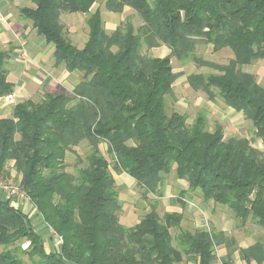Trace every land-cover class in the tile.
Listing matches in <instances>:
<instances>
[{"label": "trees", "instance_id": "obj_1", "mask_svg": "<svg viewBox=\"0 0 264 264\" xmlns=\"http://www.w3.org/2000/svg\"><path fill=\"white\" fill-rule=\"evenodd\" d=\"M33 2L35 8H21L20 16L54 46L56 65L83 77L71 95L46 93L39 103L24 101L11 117H0V176L9 175L14 162L31 203L64 243L60 253L47 250L19 205L0 199V264H210L217 247H234L215 230H179L175 238L171 230L180 228L182 216L161 217L156 208L136 225H123L114 172L147 192L175 172L204 201L227 207L239 226L252 220L264 231V150L247 138L226 139L220 124L211 131L205 111L192 124L186 115L166 111V97L183 75L172 59L193 62L217 73L189 75L191 89L243 113L264 143V86L242 69L264 61V0ZM97 3L112 13L130 8L142 24L136 28L128 20L108 35L100 10H91ZM63 12L88 15L82 49L67 38ZM200 45L228 49L233 58L227 64L205 60L197 54ZM145 46H165L170 54L145 55ZM10 58V50L0 49V99L13 93ZM84 143L85 159L75 150ZM102 143L114 158L112 168ZM69 153L83 164L76 175L66 171ZM261 237L243 251L247 263H264ZM18 241L28 248L9 249Z\"/></svg>", "mask_w": 264, "mask_h": 264}, {"label": "crops", "instance_id": "obj_2", "mask_svg": "<svg viewBox=\"0 0 264 264\" xmlns=\"http://www.w3.org/2000/svg\"><path fill=\"white\" fill-rule=\"evenodd\" d=\"M97 4L93 5L92 12L98 10L93 11ZM21 8L34 9L35 4L33 0H0V49L10 50L11 52L7 69L9 72L8 79L14 85L13 93L11 94L13 100H8L7 97L10 95L0 99L1 118L11 117L17 104L34 99L39 92L58 94L60 88H66L65 82L73 74L67 71L65 65H56L54 46L49 44L44 36L36 33L30 21L24 20L20 16L19 10ZM131 11L132 9L126 8L121 14L112 13L104 6V9L100 10V12L107 34L111 35L123 23L124 15ZM73 14L79 13H70L69 15L68 12H63L61 21L64 19L68 20V17L78 18V16H81ZM106 19H110L113 23L107 26ZM18 35L19 37L22 36L23 39H19ZM167 51V54L160 58L167 57L170 54V50L167 48ZM24 53L27 58L24 57ZM245 67L248 66L243 68ZM243 71L250 73L244 69ZM79 83L80 81L74 84L72 92ZM213 108L214 106L209 108V110L214 111ZM230 109L235 111L232 108ZM11 167H14V162H11ZM170 176L171 178L166 179L157 191L147 192L129 175L117 174L115 177L116 188L123 205V211L120 216L121 223L127 227H132L152 208H156L161 217L166 214H179L182 216L180 230L191 232L199 229L215 230L223 232L226 237L234 240L235 245L231 250L225 245L217 247V258L210 264H224L229 259H231V264H257L255 261L247 263L243 251L256 243L263 233L262 228L254 224L252 220H249L245 225L239 226L232 212L227 207L204 201L199 192L189 190L186 181L179 180L176 174ZM181 197L188 198L194 202L196 204L195 207L182 202L180 200ZM25 213L33 221L34 212L25 211ZM37 220L35 221L37 222ZM42 223L40 220L36 224L40 226L41 229L39 230L32 222L34 229L42 237L46 245L45 231L49 229ZM51 238L53 239V236Z\"/></svg>", "mask_w": 264, "mask_h": 264}, {"label": "rangeland", "instance_id": "obj_3", "mask_svg": "<svg viewBox=\"0 0 264 264\" xmlns=\"http://www.w3.org/2000/svg\"><path fill=\"white\" fill-rule=\"evenodd\" d=\"M96 9H100L101 11L104 9V3H98L93 11ZM70 15V13H68ZM73 15H81L71 18L68 17V20L64 19L61 21V23L65 26V34L67 38L79 49H82L85 43L88 39L89 34V27L87 24L88 15H82V14H73ZM124 22L131 21L136 28H138L142 21L140 17L135 13L133 10L129 13H126L124 15ZM107 26H110L113 22L110 19H106ZM26 34H28L26 32ZM19 39H23L22 36L19 37ZM167 48L165 46L155 48V49H148L146 46L143 48L142 53L145 55H149L152 57H163L167 54ZM197 54L201 57H203L205 60L212 61L218 64H227L233 57L230 50H223L221 52H214L212 46L209 45H200L197 49ZM172 65L174 68V71L179 73L182 72V76L176 81L174 84V95L166 97V111L168 114H171L172 112H179L180 114L186 115L188 118V122L192 124L197 116V114L200 111H205L207 113L208 119H209V129L211 131H214L217 124H220L224 127V133L225 138H247L250 140L256 148H259L260 150H264V143L262 140L256 137L255 128L253 127V124L250 120H248L243 113H237L230 109V107L226 106L222 100L219 98L216 102H210L208 100V97L201 92H195L191 89V87L188 84L187 77L191 74H210V73H217L216 71L209 69V68H200L193 62H187V63H180L175 59H172ZM245 71L250 72L256 76L257 81L264 86V61H259L251 66L243 68ZM8 70V69H7ZM75 74V75H74ZM82 74L75 72L71 74L68 77L66 84V88H60L58 90L59 93H66L67 95L72 94V89L75 83L82 80ZM45 93L39 92L37 96L32 99L35 103H39L44 98ZM214 104V105H213ZM214 106V111L209 110V108H212ZM206 107V108H203ZM87 143L82 144L80 147H77L75 150L79 154L78 156L85 159V155L87 152ZM101 151L103 155L107 158V160L110 162L111 168L113 167L114 158L111 156V154L108 151V145L106 143H102ZM77 157L74 155V153H69L67 155L65 164L66 171L77 174L78 169L83 166L76 165ZM8 171L9 175L0 176V180L10 182L13 185L20 184L21 176L18 175L14 167H11V163L8 165ZM114 172V171H113ZM174 175L175 172H172L170 175ZM116 173L114 172V176L116 177ZM168 175L166 179L171 178V176ZM3 197V195L0 193V198ZM17 204V200H14ZM32 202V201H31ZM20 204V203H19ZM18 204V205H19ZM123 206V205H122ZM27 208V209H26ZM32 208V209H31ZM229 210V209H228ZM25 211H31L34 212L33 221L30 218V220L33 222L34 226L41 220L43 225L48 228L46 222L44 221V218L40 212L36 209V207L33 204H27L25 206ZM123 211V210H122ZM121 211V213H122ZM120 213V216H121ZM39 218V220H37ZM37 220V222L35 221ZM32 224V225H33ZM41 225V224H40ZM42 226V225H41ZM39 230L41 229L39 225H36ZM180 229H172V235L176 238V236L180 233ZM48 231V233H47ZM46 233V246L49 251H55L54 246V234L52 231L47 230ZM194 232V231H193ZM53 236V239L51 238ZM261 238H264V231L261 234ZM174 245H176V242L174 241ZM29 246V243L26 241H18L15 245H11L9 249H15V248H21L22 250L27 249ZM3 248H0V251H2ZM56 253H59L56 251ZM19 255H21L26 262H29V259L26 255H23L21 252H19Z\"/></svg>", "mask_w": 264, "mask_h": 264}, {"label": "built area", "instance_id": "obj_4", "mask_svg": "<svg viewBox=\"0 0 264 264\" xmlns=\"http://www.w3.org/2000/svg\"><path fill=\"white\" fill-rule=\"evenodd\" d=\"M2 20H4L2 18ZM24 57L27 58V55L24 53ZM9 101L13 100V96L10 95L7 97ZM0 193L3 195L0 199L4 200H17L19 207L25 213V206L27 204H32L30 201L29 196L26 194L25 190L23 189L21 183L17 185H13L10 182L0 180ZM182 202L195 207V203L189 200L188 198L182 197ZM26 214V213H25ZM50 231L55 235L54 236V245H55V252L58 251L60 253L61 247L63 246V238L57 235V233L53 230V228L48 227Z\"/></svg>", "mask_w": 264, "mask_h": 264}]
</instances>
